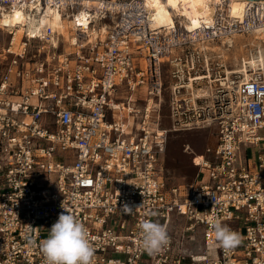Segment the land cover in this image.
<instances>
[{"label": "built area", "instance_id": "1", "mask_svg": "<svg viewBox=\"0 0 264 264\" xmlns=\"http://www.w3.org/2000/svg\"><path fill=\"white\" fill-rule=\"evenodd\" d=\"M96 1L0 0V19L23 14L0 25V264H45L41 244L66 210L87 229L92 264H264V66L242 81L214 50L264 33V0L239 16L221 0L192 31L180 17L156 28L144 0ZM85 10L105 36L67 52L51 12L76 21ZM208 127L216 142L194 181L168 187V133ZM173 217L201 229L199 253L172 235ZM143 220L167 230L158 252L141 244ZM216 221L239 234L235 248L216 241Z\"/></svg>", "mask_w": 264, "mask_h": 264}, {"label": "rangeland", "instance_id": "2", "mask_svg": "<svg viewBox=\"0 0 264 264\" xmlns=\"http://www.w3.org/2000/svg\"><path fill=\"white\" fill-rule=\"evenodd\" d=\"M182 23L184 24V22ZM70 25H72V23ZM98 26H102V24H99ZM98 26L96 25V29ZM69 34L70 36H73V30L70 29ZM88 34L89 33L86 32V37ZM258 34L260 33L242 35L238 37V40L236 36L233 39L234 42L231 44V47H228L226 44L223 46L220 44H214L215 52L221 54L222 60L228 70L239 69L241 66V60L243 58H248L249 55L254 52V49L256 48L255 46L260 45L261 48L264 49V35H259L262 39L254 40V37ZM3 36L4 34L0 31V45ZM94 41L88 43V45L94 43ZM60 42L63 43L65 51L68 52L73 50V47L68 40L65 42L63 37H60ZM207 93L210 94L209 89H207ZM166 102L167 96L165 97V103L163 105L162 124L168 127L170 121L167 119L168 112ZM260 133L263 135L264 132ZM215 142L216 128L214 127L168 133L164 153L159 160L162 176L167 186H177L182 193L185 192L188 186L194 181L197 173V167L195 165H199V159L201 158L204 148L208 145H214ZM187 226H189V222H187L185 218L173 217L169 228L176 240L180 239L181 234H184L185 238H188L186 240L187 242H184V245L191 248L194 253H199L201 229L198 226H194L192 230L184 232V229ZM199 256L201 257L202 255H196V257Z\"/></svg>", "mask_w": 264, "mask_h": 264}, {"label": "bare ground", "instance_id": "3", "mask_svg": "<svg viewBox=\"0 0 264 264\" xmlns=\"http://www.w3.org/2000/svg\"><path fill=\"white\" fill-rule=\"evenodd\" d=\"M84 6L98 5L96 0H82ZM260 1V0H259ZM150 14L152 16L153 25L158 27H171L174 25V19L180 17L182 22H184L185 27L192 31L197 28L203 27V24L210 25L212 23V18L215 14L216 6L221 2V0H144ZM252 2L251 0H228V13L234 16L241 15L246 4ZM52 18L50 20V25L59 31L65 42L68 40L70 45L72 44H85L93 42L99 34L100 38L103 39L106 32V27L104 25L98 26L96 29V24L88 25L87 15L89 12L87 10L81 11L77 15L76 21H66L63 20L58 12H51ZM92 15V14H91ZM90 15V16H91ZM96 15V14H95ZM92 17V16H91ZM23 14L20 11H15L13 15H4L0 19L1 26H15L22 22ZM91 22L93 23L94 20ZM72 23V25H70ZM22 28L19 29V32ZM73 30L74 35L70 36L69 30ZM30 35L36 32V26L33 22H30L28 26ZM86 32L89 34L86 37ZM80 33V34H79ZM259 33V32H257ZM264 35L260 33L254 37V40L262 39L259 35ZM236 37V36H235ZM237 36V40L239 39ZM264 38V37H263ZM228 46L233 44V39L226 40ZM254 42V41H253ZM69 46V45H68ZM254 52L249 55L248 58L242 59V65L240 66L241 72L244 75L242 81H245L249 77L247 67L250 70H255L259 67L264 66V49L260 45L255 46ZM189 154V153H188ZM202 162V157L199 159V164ZM191 227L190 229H192Z\"/></svg>", "mask_w": 264, "mask_h": 264}, {"label": "clouds", "instance_id": "4", "mask_svg": "<svg viewBox=\"0 0 264 264\" xmlns=\"http://www.w3.org/2000/svg\"><path fill=\"white\" fill-rule=\"evenodd\" d=\"M125 211L131 209L125 205ZM66 210V209H65ZM141 244L149 254L158 252L168 244L166 228L158 222L143 220L139 223ZM216 241L225 250L240 243L239 234L219 221L211 223ZM45 264H92L94 249L90 244L86 227L72 214L61 212L49 229V236L41 244Z\"/></svg>", "mask_w": 264, "mask_h": 264}, {"label": "water", "instance_id": "5", "mask_svg": "<svg viewBox=\"0 0 264 264\" xmlns=\"http://www.w3.org/2000/svg\"><path fill=\"white\" fill-rule=\"evenodd\" d=\"M251 1H258V0H251Z\"/></svg>", "mask_w": 264, "mask_h": 264}]
</instances>
